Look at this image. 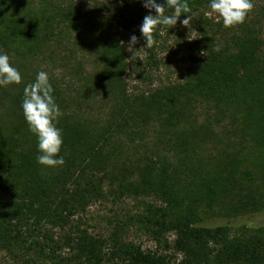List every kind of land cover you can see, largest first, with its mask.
<instances>
[{
	"label": "trees",
	"instance_id": "1",
	"mask_svg": "<svg viewBox=\"0 0 264 264\" xmlns=\"http://www.w3.org/2000/svg\"><path fill=\"white\" fill-rule=\"evenodd\" d=\"M142 2L124 0L119 26L140 28ZM188 4L206 56L134 94L112 18L77 0H0V52L22 76L0 86V264H264V7L226 28L209 24L210 0ZM40 71L62 113L56 168L37 163L21 107ZM122 195L153 200L139 221L163 249L81 222Z\"/></svg>",
	"mask_w": 264,
	"mask_h": 264
},
{
	"label": "rangeland",
	"instance_id": "2",
	"mask_svg": "<svg viewBox=\"0 0 264 264\" xmlns=\"http://www.w3.org/2000/svg\"><path fill=\"white\" fill-rule=\"evenodd\" d=\"M77 1L92 9L96 16H106L114 20L116 36L127 54L128 68L125 81L131 93L148 92L158 85L185 79L192 67L190 57L195 54L204 56L201 54L204 51V28L195 19L191 21L190 27L198 34L192 32L189 27L183 26L180 19L175 26L158 25L154 29L157 35L156 38L153 37L154 46L147 49L144 48V38L139 37V27L132 25L126 28L117 23V17L122 15L121 9L123 12V8L119 9V7L124 5V0ZM253 5L254 11H260L264 7V0H253ZM142 13L155 15L154 10L149 13L145 7ZM207 19L210 25L222 22L215 13L207 15ZM133 35L137 37V43L133 46L134 50L129 51L128 42ZM84 51H91V49L87 46ZM93 55L89 60L95 64ZM151 203L153 200L147 197L109 196L91 204L82 216L81 222L93 235L108 237L116 228H121L125 239L140 245L144 250H161L164 247L163 244L159 246L153 241L139 221L142 211ZM166 238L167 241L172 240L171 235ZM1 257L0 255V262L4 261Z\"/></svg>",
	"mask_w": 264,
	"mask_h": 264
},
{
	"label": "clouds",
	"instance_id": "3",
	"mask_svg": "<svg viewBox=\"0 0 264 264\" xmlns=\"http://www.w3.org/2000/svg\"><path fill=\"white\" fill-rule=\"evenodd\" d=\"M143 6L149 10V13L153 10L155 12V15H146L140 26L145 41L144 48L150 49L154 46L152 32L157 25L175 26L178 19L185 16L186 18L180 22L191 29L192 16L188 15L191 12L188 0H143ZM253 6V0H210L209 4L211 13L217 14L226 28L242 24ZM170 7L174 12L166 15L165 10ZM191 31L197 33L194 29ZM136 43L137 37L131 36L128 50L133 51ZM215 51L219 52V47ZM206 52L201 54L206 56ZM21 80L22 76L10 63L8 54L0 52V86L19 84ZM52 93L53 88L48 73L40 71L35 81L25 86L21 105L29 131L37 138V163L46 168H56L65 163L63 156L60 155L63 145L61 130L54 123L62 113Z\"/></svg>",
	"mask_w": 264,
	"mask_h": 264
}]
</instances>
